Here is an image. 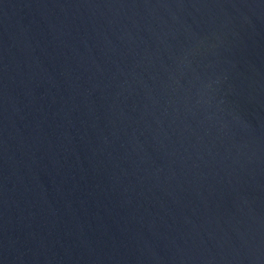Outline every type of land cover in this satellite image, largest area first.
<instances>
[{
  "label": "water",
  "instance_id": "obj_1",
  "mask_svg": "<svg viewBox=\"0 0 264 264\" xmlns=\"http://www.w3.org/2000/svg\"><path fill=\"white\" fill-rule=\"evenodd\" d=\"M0 264H264V0H0Z\"/></svg>",
  "mask_w": 264,
  "mask_h": 264
}]
</instances>
